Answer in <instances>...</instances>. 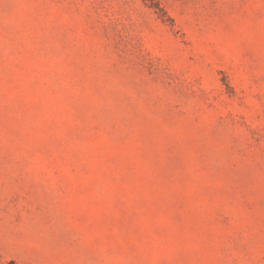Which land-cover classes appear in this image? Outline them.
Returning a JSON list of instances; mask_svg holds the SVG:
<instances>
[{
  "label": "rangeland",
  "instance_id": "obj_1",
  "mask_svg": "<svg viewBox=\"0 0 264 264\" xmlns=\"http://www.w3.org/2000/svg\"><path fill=\"white\" fill-rule=\"evenodd\" d=\"M0 264H264V0H0Z\"/></svg>",
  "mask_w": 264,
  "mask_h": 264
}]
</instances>
